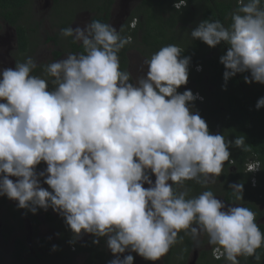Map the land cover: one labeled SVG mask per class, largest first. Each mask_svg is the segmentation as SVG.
I'll list each match as a JSON object with an SVG mask.
<instances>
[{
    "label": "clouds",
    "instance_id": "clouds-1",
    "mask_svg": "<svg viewBox=\"0 0 264 264\" xmlns=\"http://www.w3.org/2000/svg\"><path fill=\"white\" fill-rule=\"evenodd\" d=\"M238 5L229 27L205 20L190 35L210 48L227 45L220 58L225 82L250 72L245 83L264 84V6L262 0ZM186 6L187 0L173 5L177 11ZM61 35L80 43L83 52L46 65L53 87L32 74L37 63L31 57L0 72V196L33 214L51 208L75 237H107L117 257L110 264H134L132 255L119 258L126 250L156 264L183 242L181 231L193 239L206 234L213 260L240 264L243 256L260 264L264 232L254 211L226 206L210 190L189 198L188 189L175 187L195 181L206 188L235 162L230 147L251 149L243 135L230 141L211 134L190 108L202 98L178 91L187 84L190 57L177 45L164 46L133 82L118 55L130 36L100 20L64 28ZM256 108H264V97ZM42 162L51 191L40 184L45 172L36 169ZM260 169L257 160L245 165L252 187ZM229 188L243 200V182Z\"/></svg>",
    "mask_w": 264,
    "mask_h": 264
},
{
    "label": "trees",
    "instance_id": "trees-1",
    "mask_svg": "<svg viewBox=\"0 0 264 264\" xmlns=\"http://www.w3.org/2000/svg\"><path fill=\"white\" fill-rule=\"evenodd\" d=\"M4 2L14 3L8 9L12 7L16 9L15 4L19 0H0V17H2L3 13L6 14V20L10 25L14 26V24H17V21L11 17V12H5ZM101 2L103 3L102 6H96L95 1L93 2L91 10L95 12V15L92 16L91 20H100L107 23L109 14L102 12L107 11L105 10L107 9L106 5L110 4L111 0H101ZM177 2L178 0H145V5L147 4L148 8L147 11L151 12V14H149L147 23L143 27L144 31L138 44L135 41L137 32L134 31L132 34L134 38L133 45H126L118 54L120 68L122 71H127L128 51L142 50L143 55L148 54L145 58H151L162 47L170 44L177 45L183 49L182 56L190 57L188 79L202 91V96L205 94L207 86L215 87L213 92L216 94V97L213 93L209 92L206 102L200 103L195 110L207 123L209 132L211 134H221L226 140L230 141H234L238 136L243 135L246 144L251 146L250 151L247 152H243L236 147L229 148L230 159L233 158L235 161V164L233 163L234 169H228V163H226L227 168H224L221 177L218 178L224 185L222 189L226 193L224 201L228 204L237 201L229 185L234 182H243L245 185L243 200L239 201L244 204V207L256 213V221L260 230L264 232V108H260L259 110L256 108L257 101L264 97V84L248 88L247 84H244V73H237L225 82L224 72L226 69L220 63V58L227 52V45L223 42L215 48H210L198 39H196V44L193 47L192 45L184 44L186 40L185 36H189L191 31L205 20H219L225 27H229L232 23L231 15L238 9V6L235 5L237 0L231 1L233 3H230L229 0H187V3L193 5L194 12L190 10V7H187L184 11H175L173 4ZM262 6H264V0H262ZM155 9H159V13H164L165 16L160 14L154 16L153 12ZM17 16H20L18 12L15 13L16 18ZM177 23H180L182 27L179 26L175 30ZM14 27L18 36L19 52L21 53L19 55L18 52L17 56H22L23 53L27 52L29 47L27 38L25 37V29L21 26ZM140 29L141 27H139ZM69 41L71 42L70 46L73 54L83 52L81 44L74 43L71 38H69ZM54 42L56 43L55 40ZM214 53L213 57H209L210 54ZM60 54L55 53V58H59ZM18 63H21V59L19 58ZM197 67L204 70L202 75L197 74L200 73L196 71ZM39 71H43L42 68H35L32 74L36 75ZM43 76L46 80L50 79L52 81L54 79L53 77H48L46 74H43ZM50 80L48 81L51 88L53 86ZM222 87L226 90H223ZM249 160H257L261 165L253 187L250 176L245 173V165ZM46 167L47 165L42 162L37 166V173ZM175 187L177 188V186ZM185 188L189 190V198H191L192 192H202L210 189L197 184L195 181H186L184 190ZM8 201L9 199L6 196H2L1 206L6 210L7 219L3 218L0 238L4 242H8L15 233L24 231L26 227L25 220H28L30 230L33 233V239L35 240V247L32 248L34 254L32 255L25 241L16 238L13 242L10 255L11 264H72L74 256L83 254L87 255L83 264H110L111 260L101 242L98 240V243H93L94 240H97L94 236L85 244L77 243L75 234L66 224L64 218L56 219L51 214L46 213L45 223L51 229H57V238L54 241L40 238L38 237V231L43 223L39 220L37 212L33 214L27 209L7 205ZM179 235L183 236L184 246L181 245L180 249L178 248V244L180 243L172 246L163 258V264H186L189 253L193 250L194 241L191 235L188 238V235H185L184 231H181ZM70 242L75 246L74 253L70 251L68 245ZM53 246H55L56 250H53ZM181 250H183L181 258L176 260V256ZM257 254L261 256L260 264H264V247L258 249ZM205 256H208L210 260L206 259ZM202 257L203 259H200L199 264H222L223 262H228L224 258L213 260L210 253H202ZM238 259L240 264H257L254 257L245 258L241 256Z\"/></svg>",
    "mask_w": 264,
    "mask_h": 264
},
{
    "label": "flooded vegetation",
    "instance_id": "flooded-vegetation-1",
    "mask_svg": "<svg viewBox=\"0 0 264 264\" xmlns=\"http://www.w3.org/2000/svg\"><path fill=\"white\" fill-rule=\"evenodd\" d=\"M94 1L96 3V6H102V4H103L101 2V0H19V2L15 4L16 9H14L13 7L8 9L9 6L14 5V3L11 4L10 2H4L3 6L5 7V12H7V13L11 12V17L15 18V21H17V24H14V26H21L23 29H25V37L27 38L29 47H28L27 52L23 53L22 55H27L30 50H32L34 47H36V44H38V43H35L36 38H37L36 37L37 31H38V29L41 28V26H46V25H47L46 29H48V30H49V26H52L51 31H53V33L52 34L49 33V35H44L42 38L43 41L41 42V44L42 45L50 44L52 51H57V53H61L60 55H62V54H66V53L67 54L73 53V50L70 46L71 42L69 41V38H71L72 41H73V38L62 36L61 30L64 29V27H66V28H68V27L75 28L77 26L82 27V26H84V22H86L87 20L90 23L92 16L95 15V12L94 11L92 12V10H91V8H93L92 4ZM105 1H108V0H105ZM231 1H234V0H229L230 3H233ZM146 5H145V0H111V3L106 5L107 9H105L108 12L103 11L102 13L109 14L108 20L106 22L110 23L117 31H120L121 36H124V37L130 36L131 37V43L130 44L134 43V38H133L132 34L134 31H136L137 34H136L135 41H137V44H138V42L140 41L141 36L143 34V31H144L143 27L147 23L149 14H151V12L147 11L148 8ZM235 5L239 7L238 0H237ZM187 7H190V10L192 12H194L193 5H191L189 3H187V6L183 7L179 11H182V10L184 11L185 9H187ZM155 8H157V7H155ZM174 10L177 11V9H175V8H174ZM159 11H160L159 9H155L153 12V15L158 16L160 14V15L165 16L164 13L161 14V13H159ZM16 12H18V15H20L19 17L17 16V18L15 17ZM169 14H167V15H169ZM36 18L38 19L37 23H35ZM0 21L5 26L4 36L7 37L8 32H11V36H10V38L7 39V41H12L14 44L12 46L11 45L7 46L6 55L10 54L9 52H13L17 56L18 52H19V46H18V38H17L18 36H17L16 29L14 26H12L8 23V21L6 20V14L3 13L2 17H0ZM179 26L182 27V25L180 23H177L175 30ZM139 27H141L140 30H139ZM53 38L56 41V43L54 42ZM0 39H3V37L0 36ZM45 42H47V43H45ZM77 44L80 45V43H77ZM135 45H136V42H135ZM139 49H141V48H139ZM132 51H137V50H132ZM132 51L127 52V59L129 57L130 53H132ZM140 51H142V50H140ZM20 54L21 53L19 52V55ZM76 54H78V53H76ZM1 55H2V52H0V56ZM145 59L147 60L150 58H145ZM128 65L130 66V61H128ZM127 71H128V68H127ZM203 72H204V70H203ZM38 73H36V75ZM190 84L196 86L195 84H193V82H190ZM244 84H247L248 88L255 87V86H251L249 83H244ZM206 89L208 92H205V94H203V96H202V91H200L199 88L192 91V93L194 95L198 94V96L200 98H202V99L199 98L201 100L200 103H205L206 98L209 97L210 88L206 87ZM213 91H211L210 93L214 94ZM179 92H184V91H179ZM214 96H215V94H214ZM196 101L197 100H195L190 105V108L192 109V111H193V106H195V104L199 103V102L197 103ZM194 110H196V106H195ZM230 160H233V158H231ZM227 167H228V169L233 168V163H228ZM227 167H226V165L224 166V168H227ZM226 176L229 177L228 174H226ZM151 179L155 181V178L152 176H151ZM212 184L213 183L208 184L207 187L210 188L209 190L212 191L218 199H221L224 201V198H225L224 195L226 193H224L222 191V189L224 187L222 181L218 180V178H216V182L213 185L215 189L212 188ZM146 185L147 184H145L144 187ZM244 187H245V185H244ZM177 188H178V191H184V187L177 186ZM221 191L223 192L222 195L220 194ZM202 192H192L191 197H196L199 194H201ZM224 203L226 204V206H229V207L236 206V205L237 206L238 205L244 206V204L240 203L239 200H237L235 202H231L229 204L226 203L225 201H224ZM16 207H18V206L16 205ZM50 214L52 216H54L53 213H50ZM39 220L42 221V223L46 222L45 221V214H44V217L43 216L40 217ZM26 221L28 223V226H26V228L27 227L30 228L28 220H26ZM203 237H202L203 242L201 241L203 243L202 245L205 244L206 246H208V249L206 248V250H204V248H202L203 250L198 249V251H197V249L195 247L194 248L192 247L193 250L191 253H189L186 264H199V262L201 261L200 259H203L202 253H206V254L210 253L211 254V250L214 246H210L208 244V236L206 234H203ZM181 245L184 246V240H183V244H181ZM195 250H196V259L193 261ZM182 251L183 250L178 252V254L176 256V258H177L176 260L181 258ZM197 253H198V255H197ZM205 258L207 259L208 256H205ZM208 260H210V258H208ZM222 264H225V262H223Z\"/></svg>",
    "mask_w": 264,
    "mask_h": 264
},
{
    "label": "rangeland",
    "instance_id": "rangeland-1",
    "mask_svg": "<svg viewBox=\"0 0 264 264\" xmlns=\"http://www.w3.org/2000/svg\"><path fill=\"white\" fill-rule=\"evenodd\" d=\"M37 21H38V19L36 18L35 23H37ZM88 23H89L88 20L86 22H84V26ZM84 26H82L81 28H83ZM46 27H47V25L41 26V28L38 29L37 36H36L37 38L35 41V43H38V44H36V47H34L32 50H30L27 55L16 56L13 52H9L10 54L6 55L7 46L8 45L12 46L14 44L12 41H7V39L10 38V36H11V32H8V36L5 37L4 36L5 26L0 21V36L3 37V39H0V52H2V55L0 56V72H2V70L6 69V68L15 69L16 64H18V58L21 59V63H23V61H26V59L28 57H31L37 63L36 68L40 67L43 70V71H40L41 73L39 72L40 74L38 73L36 76H40L43 78L44 77L43 74H46V72H45L46 65L50 64L51 62L66 58L67 57L66 55H68L67 53L62 54L59 58H55L54 55H55V52L57 53V51H52L50 44H47V45L41 44V42L43 41L42 38L44 35H49V33L50 34L53 33V31H51L52 26H49V30L46 29ZM190 34H189V36L188 35L185 36L186 40H185L184 44L192 45V47H193L196 44V39H193ZM45 43H47V42H45ZM147 55L148 54L143 55L142 51H132V53H130V55L128 57V61H130V66L128 65V71L132 74L133 82H135V78L146 74L147 65L145 64V60H146L145 57ZM214 55H215V53L210 54L209 57H213ZM203 73L204 72L202 69L201 72L197 73V74L202 75ZM244 74H245V76H248L249 78H251L250 72H245ZM47 76H45V77H47ZM48 80H50V79H48ZM190 82L191 81L188 79L187 84L184 86H181L178 89V91H185V90L194 91V90L198 89L196 86L191 85ZM258 84L259 83H256L254 81L252 83H250L251 86H257ZM207 87L210 88L209 92H211L215 89V87H212V86H207ZM222 88H223V90L225 89L224 87H222ZM206 92H208L207 89H206ZM215 96H216V94H215ZM221 98H223V96H221ZM197 101H199V103ZM197 101L196 102L198 104H195L196 107L200 104L201 100H197ZM195 106H193V111H195L194 110ZM41 172H45V177H41L40 184L43 188L50 191L49 186L44 183V179L46 178V175H47L46 174V168L43 169L42 171L38 172V174ZM152 177L155 178L154 175H152ZM10 179H12L15 182L17 178L16 177H10ZM152 181H153V183L155 182L154 180H152ZM213 185H214V183L212 184V188H214ZM148 186L149 185H146L145 188H147ZM1 201H2V196H0V229L2 228V225H3V218L7 219V215L5 214L6 210L3 206H1ZM7 205H14V206L17 205L18 206V202L9 199ZM238 206H241V205H238ZM46 213H49V214L53 213V215H54L53 217L56 219L63 218L60 214H58L57 212H54L51 208H49L47 211H45L43 209H37V214H38L39 219L42 216L44 217V214H46ZM25 225L28 226V223L26 220H25ZM56 230L57 229H51L50 226L44 222L39 227L38 237L45 238L49 241H54L57 238ZM32 235H33V233L30 231V228L25 227L24 231L15 233L8 242H4L0 238V264H11L12 260L10 259L11 258L10 255H11V251H12L13 242L16 238L23 239L25 241L27 247L29 248L31 254L33 255L34 253L32 252V248L35 247V240L33 239ZM92 237H93L92 234L82 233L79 237H76V239H77L76 241H77V243L85 244L86 242L91 240ZM189 237L190 236L188 235V238ZM202 237H203V234H201L198 239L192 238V240L194 241L193 248L195 247L197 249V251H198V249H202V248H204V250H206V248L208 249V246H206L205 244L202 245L203 244L202 243L203 242ZM95 238L101 242L102 246L104 247V249H105L106 253L108 254L111 261L117 258L116 256L113 255V253L110 251V249L107 246V237H99V238L95 237ZM181 244H183V242L178 244V248H181ZM68 245L70 246V251L72 253H74L75 249H72V247L75 248V246L73 245V243L70 242ZM127 255H132L134 257V264H153V262L145 260L144 258L139 256L138 254L131 252V250H126L125 253L120 254L119 258L123 259ZM197 255H198V253H197ZM86 256L87 255H85V254L74 256L72 264H83L85 259H86ZM164 257L165 256H163L158 262H156V264H163V258ZM225 264H230V262H225Z\"/></svg>",
    "mask_w": 264,
    "mask_h": 264
},
{
    "label": "water",
    "instance_id": "water-1",
    "mask_svg": "<svg viewBox=\"0 0 264 264\" xmlns=\"http://www.w3.org/2000/svg\"><path fill=\"white\" fill-rule=\"evenodd\" d=\"M196 259V250L194 252V257H193V261Z\"/></svg>",
    "mask_w": 264,
    "mask_h": 264
},
{
    "label": "built area",
    "instance_id": "built-area-1",
    "mask_svg": "<svg viewBox=\"0 0 264 264\" xmlns=\"http://www.w3.org/2000/svg\"><path fill=\"white\" fill-rule=\"evenodd\" d=\"M215 258V257H214ZM216 259V258H215Z\"/></svg>",
    "mask_w": 264,
    "mask_h": 264
}]
</instances>
